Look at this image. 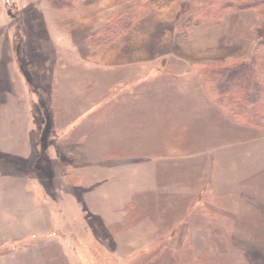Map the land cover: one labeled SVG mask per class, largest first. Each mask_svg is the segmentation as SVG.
Returning a JSON list of instances; mask_svg holds the SVG:
<instances>
[{"label": "rangeland", "instance_id": "1", "mask_svg": "<svg viewBox=\"0 0 264 264\" xmlns=\"http://www.w3.org/2000/svg\"><path fill=\"white\" fill-rule=\"evenodd\" d=\"M67 1L0 0V264H264V127L200 76L251 68L264 13Z\"/></svg>", "mask_w": 264, "mask_h": 264}, {"label": "trees", "instance_id": "2", "mask_svg": "<svg viewBox=\"0 0 264 264\" xmlns=\"http://www.w3.org/2000/svg\"><path fill=\"white\" fill-rule=\"evenodd\" d=\"M59 1L55 0V3ZM71 1H67L66 8H69ZM55 3L52 4L56 7L57 4ZM208 3L210 5L205 6V11L198 15L199 18L205 19L204 16H206L218 20L226 11L230 10L249 9L256 13H264V0H240V2L235 0H208ZM217 4L220 6L218 7ZM58 5L65 6L62 3H58ZM12 20H15L14 15ZM125 25L123 20H119L112 26L104 27L96 41L108 44L118 38L123 30H126ZM260 43L261 45L264 44V38ZM252 60L251 68L246 64L223 68L218 62H214L205 66L203 72H200V76H202V83L211 87L210 90L214 92L213 95L218 99V104L230 108L232 113L245 124L251 127H261L262 125L264 127V51L263 54L252 58ZM261 71L263 77H260ZM217 79L220 80L219 83H217Z\"/></svg>", "mask_w": 264, "mask_h": 264}, {"label": "crops", "instance_id": "3", "mask_svg": "<svg viewBox=\"0 0 264 264\" xmlns=\"http://www.w3.org/2000/svg\"><path fill=\"white\" fill-rule=\"evenodd\" d=\"M9 1H10V3H12V4L15 3V2H14L15 0H7L8 3H6L4 0H1V4H2V3L7 4V5H6V9H5V10H6V16H5V18H7V19H8V16H10V17L12 16V13H10V9H9ZM13 6H14V5H13ZM11 7H12V6H10V8H11ZM11 10H12V8H11ZM11 18H12V17H11ZM10 52H12V50H11ZM16 61H17V60L15 59V57H13V65H15V62H16ZM153 115H155V114H153ZM171 115H172V112H171ZM124 116H125V114H124ZM151 116H152V112H151V114H150V117H151ZM119 117H120V116H119ZM146 117H148V116H146ZM120 118H121V117H120ZM122 119H124V118H122ZM136 120H137V119H134V123L136 122ZM138 120H139V122H141V118L138 119ZM127 123H128V122H127ZM0 129H1V130H0L1 132H0V133H1V134H4L7 128L0 127ZM6 132H7V131H6ZM10 133H11V132H10ZM7 134H8V133H7ZM1 146H2V147H1ZM0 147H1V150L5 148V149L3 150V152H7V153H9V154H16V152H15V153L12 152V151H13L12 148L9 149L8 147H4L3 145H0ZM3 147H4V148H3Z\"/></svg>", "mask_w": 264, "mask_h": 264}]
</instances>
